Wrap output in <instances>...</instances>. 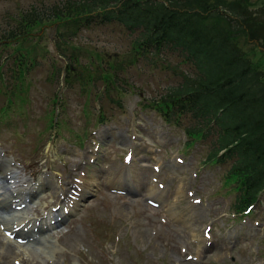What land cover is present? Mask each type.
Listing matches in <instances>:
<instances>
[{
	"label": "rangeland",
	"instance_id": "374dc122",
	"mask_svg": "<svg viewBox=\"0 0 264 264\" xmlns=\"http://www.w3.org/2000/svg\"><path fill=\"white\" fill-rule=\"evenodd\" d=\"M55 1L0 0V30L8 27L11 15L32 4ZM252 7L258 12L264 8ZM262 11L255 15V30L234 39L253 67L264 72ZM54 27L36 32L44 34L34 49L38 62L24 72L20 85L3 69L0 160H10L17 182H28L33 190L37 188L30 178L44 175L42 180L46 179L38 202L27 201L15 214L44 219L46 225L53 224L50 214L63 207L76 215L51 228L50 241L34 235L19 248L13 238L9 243L1 238V229L0 251L5 254L0 252V264H264V193L251 211L237 214L231 207L235 191L233 181L225 180L226 165L206 161L216 136L193 142L182 129L190 124V117H183L178 126L148 105L176 85L182 72L193 68L170 49L159 56L148 54L119 71L121 91H112V100L101 78L86 89L64 84L66 61L53 47ZM252 32H256L253 37ZM132 38L123 26L104 24L80 29L71 42L83 47L87 61L95 54L110 59L127 52ZM25 45L22 48L31 44ZM104 124L121 131L123 139L114 131L111 140L100 137ZM122 176L126 187L119 183ZM25 177L29 179L24 183ZM94 177L97 191L89 186ZM80 184L88 187L84 196L92 198L82 201L78 212L68 203L73 192L83 191ZM118 187L130 191L111 190ZM2 192L0 201L16 205L12 189ZM23 222L20 232L30 229ZM23 248L21 262L15 257Z\"/></svg>",
	"mask_w": 264,
	"mask_h": 264
},
{
	"label": "trees",
	"instance_id": "16d2710c",
	"mask_svg": "<svg viewBox=\"0 0 264 264\" xmlns=\"http://www.w3.org/2000/svg\"><path fill=\"white\" fill-rule=\"evenodd\" d=\"M256 5L264 7V0H58L32 4L11 15L8 27L0 30V77L5 67L20 85L24 72L38 62L34 49L44 34L36 32L48 25L55 26L52 44L57 56L66 61L64 84L86 89L88 83L101 78L112 100V91H121L119 71L148 54L176 51L181 62L193 70L182 72L176 85L150 99L148 105L166 122L178 126L183 117H190V124L181 127L193 142L216 136L206 161L226 165L225 180L233 181L235 191L231 207L242 213L264 193V72L253 67L235 41L256 26L255 15L264 9L255 11L257 7L252 6ZM104 24L121 25L133 34L129 49L110 59L95 54L84 61L88 53L71 41L80 29ZM26 43L31 45L22 48ZM4 52L6 56L1 58Z\"/></svg>",
	"mask_w": 264,
	"mask_h": 264
},
{
	"label": "bare ground",
	"instance_id": "6f19581e",
	"mask_svg": "<svg viewBox=\"0 0 264 264\" xmlns=\"http://www.w3.org/2000/svg\"><path fill=\"white\" fill-rule=\"evenodd\" d=\"M119 175V174H118ZM34 176V175H33ZM20 177V176H19ZM18 177V178H19ZM47 177V176H46ZM123 177V176H122ZM0 178H3V180L7 183L6 185H8V188H11L12 189V192L14 193L15 192V194L14 195H12V194H10L9 196H11L12 195V200L15 202V198H19L20 199V201H22V199H25L24 197H26V190H28V188H26V187H32V185L31 184H27L28 182V179L25 177V178H22L23 180L22 181H24V183L25 182H27L26 184H19L18 182H17V180H16V172L10 167V163L8 162V161H2V162H0ZM5 178V179H4ZM44 178V175H43V177H42V175H39V176H36V177H33V178H31L30 180H32V181H35L36 183L37 182H39L38 183V185H37V187L38 186H43L44 184H46V179H45V181L44 180H42ZM95 178V177H94ZM92 179V182L90 183V186H92V184L94 183V184H96V185H99V182H98V180L95 178V179ZM7 179H9V180H7ZM29 180V181H30ZM21 181V182H22ZM20 185V186H19ZM95 185V186H96ZM35 186V185H34ZM83 186V185H82ZM61 187V186H60ZM7 188V189H8ZM2 189V186H0V190ZM87 189H88V187H87ZM31 190H33V187H32V189ZM35 190V189H34ZM30 191V190H29ZM61 191H63V189H61ZM66 191V190H65ZM5 193V192H4ZM7 193V192H6ZM31 192H29L28 194L29 195H31L30 194ZM8 194V193H7ZM6 194V195H7ZM3 195V193H1L0 192V197ZM40 196V195H39ZM38 196V197H39ZM9 198V197H8ZM11 199V198H10ZM3 201V200H2ZM2 201H0V207H4V203L2 202ZM24 202V201H23ZM36 202L37 201H33L32 202V204H36ZM70 202H73V204H72V206H71V203ZM8 204V203H7ZM16 204H19V203H16ZM74 205L76 206L77 205V203H74V200H73V198H71L70 199V201H69V203H68V206L69 207H72V210L73 209H76L75 207H74ZM28 208V207H27ZM21 210H23V209H21ZM20 210V211H21ZM62 211H63V208L61 209ZM15 211V210H14ZM65 211V210H64ZM3 213H4V216L2 217V226H3V228H0V230L1 229H4V231H6L5 233L6 234H8L7 233V231L8 232H10V231H13V227L14 226H16V225H19L20 223H22L23 221L24 222H26V223H29V222H34L35 221V219H34V216H32V215H29V214H26V213H24L25 211H22V213H24V214H21V215H23L22 217H21V215H17V213L15 214L14 212H13V214H11V213H8V212H6V211H2ZM15 212H17V210L15 211ZM53 213V212H52ZM60 213H62V212H60ZM52 214H50V216H49V219H51V218H53V216H51ZM61 214H57V216H60ZM19 217H21V220H20V222H19ZM55 217V216H54ZM41 221H43V224L45 223V224H47L45 221H44V219L43 220H41ZM23 222V223H24ZM31 224V223H30ZM22 225V224H21ZM23 226H24V224H23ZM27 226V225H26ZM46 226H48L49 227V225H46ZM1 227V226H0ZM19 228H20V226H19ZM22 228V227H21ZM20 228V229H21ZM51 228L52 227H50V231H49V229H47L46 231H44V234H43V238H42V241H47L48 239H50L51 238V236H50V234H51ZM15 231H17L16 229H14ZM22 230V229H21ZM24 230V229H23ZM28 230H30V229H28ZM3 231V230H2ZM1 232V231H0ZM5 233L2 235V239L3 240H8L7 242L9 243V241H11L10 239V236L9 235H5ZM16 233V235L17 236H19V231L18 232H15ZM192 234V233H191ZM1 235V234H0ZM33 237H34V235H33ZM35 237H36V235H35ZM34 237V238H35ZM201 241V240H200ZM203 241V240H202ZM201 241V242H202ZM16 243H17V241H15ZM27 242H29V241H27ZM6 243V242H5ZM11 243V242H10ZM14 243V242H13ZM29 243H31V242H29ZM33 243V242H32ZM1 244V243H0ZM21 247H23L22 246V244H18V245H16V248H19L20 246ZM15 246V245H14ZM13 246V247H14ZM6 247V246H5ZM2 249H3V247H2ZM25 248H23V249H16V250H18V251H16V256L17 257H15V259H18V256L20 257V259H21V262L22 261H24V253H23V250H24ZM15 250V249H14ZM1 252V251H0ZM24 252H26V251H24ZM2 254H3V252H1ZM4 254H5V252H4ZM3 254V255H4ZM7 254V253H6ZM1 255V254H0ZM8 255H10V254H8ZM8 257V256H7ZM1 259V258H0ZM3 262V261H2ZM27 262V261H26ZM21 264V263H20ZM26 264V263H25Z\"/></svg>",
	"mask_w": 264,
	"mask_h": 264
},
{
	"label": "water",
	"instance_id": "95a60500",
	"mask_svg": "<svg viewBox=\"0 0 264 264\" xmlns=\"http://www.w3.org/2000/svg\"><path fill=\"white\" fill-rule=\"evenodd\" d=\"M112 127H104V129L105 130H109V129H111ZM5 179V178H4ZM1 180H3V178H1ZM90 198H92V195H90V194H87V195H85L83 198H82V200H83V202H86L88 199H90ZM85 204V203H84Z\"/></svg>",
	"mask_w": 264,
	"mask_h": 264
}]
</instances>
